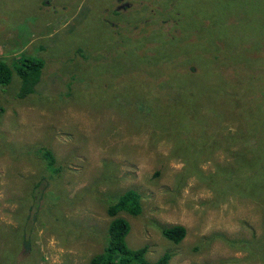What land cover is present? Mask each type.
<instances>
[{
    "label": "rangeland",
    "instance_id": "1",
    "mask_svg": "<svg viewBox=\"0 0 264 264\" xmlns=\"http://www.w3.org/2000/svg\"><path fill=\"white\" fill-rule=\"evenodd\" d=\"M23 58L45 67L0 87V264H90L128 190L148 261L264 264V0H0V62Z\"/></svg>",
    "mask_w": 264,
    "mask_h": 264
},
{
    "label": "trees",
    "instance_id": "2",
    "mask_svg": "<svg viewBox=\"0 0 264 264\" xmlns=\"http://www.w3.org/2000/svg\"><path fill=\"white\" fill-rule=\"evenodd\" d=\"M15 70L4 63L0 62V87L9 85L12 81L13 73H17L21 80V87L17 97L20 100H25L28 96L36 92V87L41 82L45 62L41 59L23 58ZM205 123L204 121H200ZM44 158L47 161L48 168L52 172H59L55 167L56 160L51 151L46 150ZM249 160L250 158H244ZM143 211L142 198L139 192L128 190L123 193L115 203L108 208V215L112 219L107 231V243L103 252L95 256L90 264H169L171 255L165 253L155 262L147 260L148 246H142L139 249L133 250L127 244V237L131 232L130 223L123 217L121 213H127L131 216H140ZM37 214V213H36ZM37 218V215H34ZM67 224L65 227H67ZM162 235L168 241L174 244H180L187 236V229L182 225L171 227H163ZM16 242V240H14ZM19 247L15 245L12 248V257L4 256L3 262L6 264H30L29 259H18Z\"/></svg>",
    "mask_w": 264,
    "mask_h": 264
}]
</instances>
